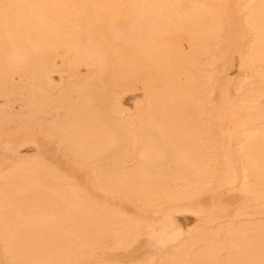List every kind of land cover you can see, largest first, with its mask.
<instances>
[{"label":"bare ground","instance_id":"obj_1","mask_svg":"<svg viewBox=\"0 0 264 264\" xmlns=\"http://www.w3.org/2000/svg\"><path fill=\"white\" fill-rule=\"evenodd\" d=\"M0 264H264V0H0Z\"/></svg>","mask_w":264,"mask_h":264},{"label":"rangeland","instance_id":"obj_2","mask_svg":"<svg viewBox=\"0 0 264 264\" xmlns=\"http://www.w3.org/2000/svg\"><path fill=\"white\" fill-rule=\"evenodd\" d=\"M131 94H133V95H131ZM136 96V97H135ZM133 97V98H132ZM135 97V98H134ZM137 97H138V99H137ZM124 98L125 99H127V101L128 100H131L130 102H129V104L130 105H132L133 106V104H135V102L136 101H138V100H140L141 99V91L139 90H137V91H133V92H129V93H126L125 95H124ZM133 99V100H132ZM134 102V103H133ZM29 146V147H28ZM24 149H27V151H26V153H28L29 155L30 154H33L35 151V147L33 146V145H26L25 147H24ZM227 193H224V194H220L219 193V195H220V197H222V198H224V199H227V200H229V198H227V197H231L230 198V200L232 199H235V195H234V193L232 194H227ZM225 195V196H224ZM227 196V197H226ZM235 205V204H234ZM233 205V206H234ZM183 217V218H182ZM190 217V218H189ZM175 218L177 219V222H178V224L180 225V227L183 229V230H192L193 228H195L196 226H198V224H199V221H198V218L195 216V215H193L192 213H188V212H183L182 214L181 213H178V214H176L175 215ZM183 223V224H182ZM194 223H196L195 225H194ZM198 223V224H197ZM193 225H194V227H193ZM192 226V227H191Z\"/></svg>","mask_w":264,"mask_h":264}]
</instances>
